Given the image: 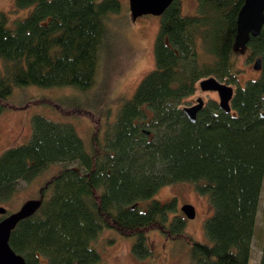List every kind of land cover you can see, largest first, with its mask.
<instances>
[{
  "label": "trees",
  "instance_id": "obj_1",
  "mask_svg": "<svg viewBox=\"0 0 264 264\" xmlns=\"http://www.w3.org/2000/svg\"><path fill=\"white\" fill-rule=\"evenodd\" d=\"M243 2L197 0L196 13L184 15L173 0L160 15L153 68L115 118L101 122L88 148L70 122L34 114L28 140L0 152V204L20 180L63 164L41 187L38 210L11 232L9 245L25 264L40 257L46 264H98L93 243L104 229L133 236L131 251L140 258L152 255L145 236L157 229L187 241L189 264H249L264 180V24L244 47L261 58V69L241 84L234 40ZM31 6L13 26L0 11V112L13 86H93L105 20L121 8L119 0H14L13 8ZM211 76L234 85L231 110L209 100L192 122L182 103ZM177 182L207 196L208 242L186 235L175 198H153ZM260 241L264 264V233Z\"/></svg>",
  "mask_w": 264,
  "mask_h": 264
},
{
  "label": "rangeland",
  "instance_id": "obj_2",
  "mask_svg": "<svg viewBox=\"0 0 264 264\" xmlns=\"http://www.w3.org/2000/svg\"><path fill=\"white\" fill-rule=\"evenodd\" d=\"M119 1L120 10L110 13L105 20L107 36L101 50L102 59L94 85L84 91L74 86H13L7 97L5 108L0 112V152L28 140L31 132V117L34 114H41L59 122H70L87 148L92 135L97 131L98 126H101V122L112 121L115 118L118 106L133 94L140 79L154 66L153 43L160 24V16L152 14L142 15L132 20L128 0ZM179 1L182 14L196 13L197 0ZM13 7L14 0H0V11L7 14L9 26H13L15 19L25 17L33 8L31 6L15 10ZM239 52L238 80L243 84L248 78L257 77L258 71L252 67L255 57L250 58L249 51L245 48ZM201 55L204 56L202 52ZM2 65L3 61L0 59V69ZM232 87L235 88L234 85ZM199 96L204 99V102L209 100L218 102L219 99L216 92H204L198 86L182 105L194 104ZM101 131L104 130L101 129ZM62 166L63 164L56 163L46 167L29 182L20 180L12 197L0 205L12 212L17 210L26 199H38L43 184ZM153 198L162 202L175 198L176 212L181 216L184 214L180 207L185 203L192 204L195 208V216L191 219L185 218L186 235L194 240L208 242L203 225L211 214L212 208L207 196L199 194L193 183L177 182L163 186ZM145 203L147 202L143 204ZM255 226L249 264H260V239L264 233V180ZM145 238L153 253L151 256L140 258L131 251L135 241L133 236L122 235L112 229H104L93 243L101 255V262L98 264L191 263L189 244L186 240L166 238L157 229L147 230ZM38 264H46L45 258L40 257Z\"/></svg>",
  "mask_w": 264,
  "mask_h": 264
},
{
  "label": "water",
  "instance_id": "obj_3",
  "mask_svg": "<svg viewBox=\"0 0 264 264\" xmlns=\"http://www.w3.org/2000/svg\"><path fill=\"white\" fill-rule=\"evenodd\" d=\"M173 0H128L130 17L136 20L146 14L162 15L165 9ZM264 24V0H244L237 16V29L234 45L242 50L251 36L259 34ZM253 69H261V58L254 59ZM198 86L201 91H214L218 94V106L225 112H230V100L233 96V87L221 82L216 77H207L199 81ZM204 99L197 97L196 102L183 107L186 117L194 122L198 111L204 106ZM41 205V199H26L20 207L12 212L0 205V264H25L22 255L16 253L9 245L12 230L19 221L33 215ZM185 218L191 219L195 216V208L192 204H183L180 207Z\"/></svg>",
  "mask_w": 264,
  "mask_h": 264
},
{
  "label": "flooded vegetation",
  "instance_id": "obj_4",
  "mask_svg": "<svg viewBox=\"0 0 264 264\" xmlns=\"http://www.w3.org/2000/svg\"><path fill=\"white\" fill-rule=\"evenodd\" d=\"M196 102V101H195Z\"/></svg>",
  "mask_w": 264,
  "mask_h": 264
}]
</instances>
